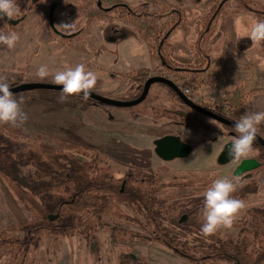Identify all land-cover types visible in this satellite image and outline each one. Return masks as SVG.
I'll return each instance as SVG.
<instances>
[{"label": "rangeland", "instance_id": "1", "mask_svg": "<svg viewBox=\"0 0 264 264\" xmlns=\"http://www.w3.org/2000/svg\"><path fill=\"white\" fill-rule=\"evenodd\" d=\"M112 1L127 0L102 2L104 6H108ZM128 1L135 3L138 0ZM163 1L175 6L173 0H159L160 3ZM204 1L201 5L193 2L188 13L190 18H183L179 28L165 43L163 48L165 56L170 60L186 62L184 63L186 66L188 63L198 62L199 59L206 62L203 56L213 58L211 69L206 74L198 75L197 81L190 87L197 101L223 113L231 112L241 106L245 107L246 104L249 111H264V103L254 102L252 96L246 93L245 85L248 82L242 79V75L246 78L257 75L258 71L252 69L253 65L261 68L264 76V50L253 49L250 53H238L243 44L247 42L252 44L246 33L250 30L251 23L260 19L254 18L251 12L237 11L236 3L232 2L230 8L224 9L219 18H213L212 23H209L211 18H200V16L216 4L210 1L212 5L208 6L206 3L208 0ZM221 1L223 0H217V3ZM96 4V0H31L30 10L24 21L18 25L8 23L0 28V32L5 34L16 32L20 36L14 49L0 47V78L14 80L20 77L23 83L40 82L36 76L40 65H47L54 73L69 66L84 64L88 70L97 75V84L93 92L123 100L129 89L127 81L132 77L129 71L149 69L152 75L155 72L159 73L160 71L152 69L157 65L155 54L159 40L162 38L161 34L172 26L174 18L157 19L154 29H147L141 22H138L137 26L135 23L134 28L143 25L142 41L132 39L121 46H112L103 39L102 32L108 26V14L100 12ZM52 5H56L54 10L56 28L61 23L75 22L71 34H67L76 35L70 43L51 28L49 15ZM237 15H243L244 18H236ZM98 16L101 20H98ZM58 30L66 34L64 30ZM147 41L148 43L145 44ZM104 50L106 52L102 53V56L98 55ZM225 52V59L221 61ZM150 53H153L151 57ZM129 54L139 58H131ZM228 54L231 55L228 58L232 59L233 56V61H227ZM116 60L118 62L114 64L113 61ZM237 63L247 64V67H244L245 70L237 71ZM118 71L126 75L120 81L117 80ZM173 77L178 83L192 82V77L185 73ZM157 92L166 106L177 104L166 89L154 86L152 93ZM223 93H234L235 97L230 100L223 97ZM14 96L18 101H23L21 108L28 119L20 128L27 133L41 134L95 148L103 157L105 165L114 171L117 178L124 177L135 168H142L157 174L165 182L189 184V188L185 190L166 189L165 191L173 195L170 200H177V197L184 192H192L194 197H201L215 179L234 178L232 170L238 161L228 167H222L216 162L223 140L205 143L194 150L189 157L172 162H164L155 154L153 141L160 136L178 132L192 140H210L214 135H207L210 132L204 129L189 130L174 125L162 126L154 123L150 116L134 119L133 112L138 110L136 106L134 108L85 106L72 97H69L67 102L61 103L59 95L46 94L38 97L36 93L30 92ZM262 96L264 97L260 94L261 100ZM145 108L139 107L140 110ZM208 123L217 130H224L217 121L209 119ZM258 128L263 131L264 123ZM203 131L206 134H203ZM255 181L259 183L258 193L243 200L245 208L236 221L248 209L264 206V169L255 176ZM103 222L110 226L115 223L112 217H105ZM17 225L18 222L6 203L0 184V234L7 232L11 237H22L23 234L15 229ZM122 227L131 233L142 230L137 225L128 227L123 224ZM218 232L224 237L236 238L239 228L233 225L231 229H220ZM131 255L136 258L133 259ZM23 262L25 264H190L161 245L116 241L106 229H100L97 238L92 241L79 234L67 238L50 235L38 249H30L25 255L21 249L0 251V264Z\"/></svg>", "mask_w": 264, "mask_h": 264}, {"label": "trees", "instance_id": "2", "mask_svg": "<svg viewBox=\"0 0 264 264\" xmlns=\"http://www.w3.org/2000/svg\"><path fill=\"white\" fill-rule=\"evenodd\" d=\"M15 3L20 9L15 19L24 21L31 0H15ZM5 24L8 23L0 19V28ZM63 39L68 43L72 40ZM149 77V72H138L123 100L139 98ZM7 81L11 87L23 83L20 77ZM154 86L166 89L178 99L168 86ZM154 86L146 100L136 106L138 110L133 112L134 119L150 116L154 123L162 126L178 122L191 130H212L205 115L185 116L166 106L158 92L152 93ZM190 87L184 85V91ZM30 93L60 95V91L53 90ZM72 98L85 106H102L92 98L87 102L79 96ZM142 106L146 108L140 110ZM206 108L220 114L217 109ZM246 111L249 110L241 106L225 117L234 121ZM258 134L264 138V130L259 129ZM256 148L260 149L264 160V148L254 141L253 149ZM137 173V184L133 179L135 174L117 178L95 148L41 134L33 135L20 127L0 125V184L6 203L18 222L15 229L23 234L16 238L7 232L1 233L0 251L21 249L25 255L30 249H38L50 235L67 238L79 234L92 241L100 229H106L116 241H143L144 238L148 243H159L190 264H264V206L248 209L234 223L240 229L237 239L224 237L218 231L204 238L200 234L204 221L203 198L191 207L194 211L188 221L180 224L181 214L186 211L181 209L183 205L169 203L157 196L158 188H153L159 182L157 177L150 176L146 182L140 177L141 172ZM258 188L257 181L251 182L238 188L233 196L243 201L258 193ZM146 189L150 190L151 196L145 195ZM51 215H57V219L51 221ZM105 217H112L114 225L104 224ZM123 224L140 226L149 231V236L125 231Z\"/></svg>", "mask_w": 264, "mask_h": 264}, {"label": "flooded vegetation", "instance_id": "3", "mask_svg": "<svg viewBox=\"0 0 264 264\" xmlns=\"http://www.w3.org/2000/svg\"><path fill=\"white\" fill-rule=\"evenodd\" d=\"M102 1L103 0H96V3H97L96 5H97V9L100 12H105L108 14V26L104 31H102L103 32V39L112 46H115V45L121 46V45L125 44L128 40H132V39H135V40L140 39V41H142V38H143L142 36L144 35L143 34L144 30L142 28V25H140V27L134 28L137 26L138 22L145 24L147 29L148 28L154 29L155 28V21L157 19L161 20L164 18H174V22H173L172 26L165 33L161 34L160 37H162V38H160V40H159L157 53L155 54L156 55L155 63L157 65L152 69H153V71H160V72L159 73L155 72V74L152 75L149 69L136 70L135 72L129 71L128 73H131L129 75H132V77L127 81L129 87L133 86V83H134L133 77L138 72H140V71L149 72V74H150L149 78H151L153 76H159V77H164V78L172 81L176 86H178L181 89V91L192 102H194L195 104L209 110L208 108H206V106H209V105L204 104L200 101H197L196 97L191 93L190 89H185V91H184V85L187 84V85L192 86L197 81L198 75L206 74L211 69V63H212L211 60L213 58L211 59L209 56H203L206 62H202L201 59H199L198 62L188 63L186 66L184 64L186 62L183 63L180 61H175L174 59L170 60L169 57L165 56V52L163 50L165 43L169 39H171V36L174 34V32H176V30L181 25L182 19L183 18H190L188 13L190 12V8H191L193 2L197 3V5H201L204 0H173L175 6L173 4L165 2V1L160 3L159 0H153L152 2L149 0H138V1H135V3L130 2L128 0L127 1H116V2L112 1L108 4V6H104ZM205 1H207V0H205ZM210 1L214 2L216 5L213 8L211 7L209 9V11H205L204 14H202L200 16V18H211L209 23H212L213 18H219L224 9L230 8L232 6V5L230 6V4L232 2L236 3L237 11L251 12V13H253L254 18H259L260 20H264V2H262V0H249V2H247V3H246V1H248V0H223L220 3H217V0H208L206 2L208 6L212 5V3ZM53 6H56V5L51 6L50 12H51ZM49 17H50V15H49ZM98 18H99L98 20H101L100 16H98ZM236 18H244V16L243 15L242 16L237 15ZM49 20H50V18H49ZM135 23H136V26H134ZM133 29H136V31H134ZM156 34H155V36H156ZM157 35H159V34H157ZM75 36L76 35H74L70 38H73ZM147 43H148V41L145 44H147ZM240 47H241V50H238L239 54H245V52L252 50V49H256V50L263 49L264 50V44H262L261 46H258V47L257 46L254 47L249 42H247L246 44H243V46H240ZM105 52H106V50L99 52L98 55L102 56V53H105ZM152 54L153 53H150L149 56L151 57ZM229 54L227 55V61L228 60L233 61L234 60L233 56H232V59L228 58ZM110 55H112V54H110ZM113 55L115 56L116 54H113ZM118 55L120 56L119 52H118ZM118 55H116V56H118ZM225 56H226V52H225L224 57L221 59V61H223L225 59ZM135 57L139 58V56H135ZM229 57H231V55ZM152 61L154 62L153 58H152ZM117 62H118V60L113 61L114 64H116ZM132 64L133 63H130V65H132ZM232 64L234 65L233 62H232ZM201 66H203V67H201ZM240 69H241L240 64L237 63L236 64V70L239 71ZM180 73H185L187 75H190L192 77V80H191L192 82L191 83H187V82L178 83L174 79L173 76L179 75ZM117 74H118V78H117L118 81H120V80H122V78L126 77L124 72L118 71ZM156 74H160V75H156ZM156 84H162V83H156ZM156 84H153L152 86H154ZM152 86H151V88H152ZM150 91H151V89H150ZM150 91H149V93H150ZM177 97H178V99H176L174 97V99L177 101V104H175L174 106L170 105V107H173L174 110L180 112L181 114H183L185 116L186 115H195V113L202 114V113L196 111L195 109H193L191 106L187 105L178 95H177ZM211 108H213V107H211ZM213 109H216V108H213ZM209 111H211V110H209ZM229 114H230V112L223 113L220 111L219 115H221V116L224 115L223 117H225V116L227 117ZM202 115H204V114H202ZM206 117H208V116H206ZM208 118L210 120L216 121L210 117H208ZM217 123L221 124V126L224 128V130L223 131L217 130L216 128H214L211 125L212 130L210 131V134H207V135L212 134L214 136L211 137L210 140H203V141L192 140V139H189V138L182 136L178 132H173V133H167V134L160 136L159 138H157L153 141V144L156 140L163 138L165 136H169V135L179 136V137H183V138H181L183 142H185L186 144H188L194 148L192 151V153H193L194 150H196L197 148H199L201 145H203L205 143H209V142L216 143V142H219L220 140H223L222 145H221L220 150H219V153H218L217 158H216V162L218 165H220L222 167H228V166L234 164L235 162H237V161H235V162L229 161V159L227 157V151H226V145H228L231 142L232 137H233V135H235V133L233 132L232 127L224 125L218 121H217ZM169 125H174L176 127L189 129V128L183 127L178 122L169 123ZM259 129L260 128H258V130ZM189 130H191V129H189ZM203 134H206V133L203 131ZM154 151H155V148H154ZM220 156H223L222 157L223 164L218 163ZM159 159L164 161V162H172V161H165L161 158H159ZM183 159H185V158H183ZM251 159L259 160L262 163V165L258 169H255L252 171H247L241 175L243 186L250 184L251 181H255V176L258 175L262 169H264V160H262V158H261V151H260V149L256 148L250 152L248 158H246V159L241 158V160L236 163V165L234 166V169L232 170L233 176L235 177L234 173H235L236 169L242 164L243 161L251 160ZM175 160H178V159H175ZM175 160H173V161H175ZM137 171L141 172L140 177L142 178L143 181L146 180V182L148 181L147 179H149L150 176L157 177L159 182L157 184L153 185V188H155V187L158 188V195L157 196L160 198L168 200L169 203L177 204L178 206L183 205L181 207V209H186V211L181 214V219L179 220V223L181 224L182 222L188 221L191 213H193V211H194V209L191 210V207L198 200L202 199L203 196L194 197L192 192H184L179 197H177V200H175V201L170 200L171 199L170 197L173 195L169 194L168 191H165L166 189H168V188H182L185 190L186 188H189V184H185L183 182H177V183L165 182L157 174H154V173L149 172L147 170H144L142 168H135V169L131 170L130 172L126 173L124 175V177L127 175H130V177H132L133 174H135L133 179H135V184H137L136 180L139 178ZM124 177H122V178H124ZM145 195L151 196L152 193L150 192V190L146 189ZM130 226L131 225H129L128 227H130ZM141 229L142 230L139 233H141L144 237H148L149 231L146 232L144 230V228H142V227H141ZM239 232H240V229H239ZM239 232H238V235H239ZM237 237L236 238L232 237V238L237 239ZM142 240L143 241H130V242H140V243L161 245L159 243H148L147 239H144V238H142ZM161 246H163V245H161ZM131 257L133 259L136 258L134 255H131Z\"/></svg>", "mask_w": 264, "mask_h": 264}, {"label": "clouds", "instance_id": "4", "mask_svg": "<svg viewBox=\"0 0 264 264\" xmlns=\"http://www.w3.org/2000/svg\"><path fill=\"white\" fill-rule=\"evenodd\" d=\"M19 11L15 0H0V19L7 17L9 20H13ZM74 27L75 22L57 25V28L64 30L66 34H71ZM246 37L250 38L254 47L264 44V20L252 22ZM19 39L20 36L16 32L7 34L0 32V47L8 50L14 49ZM36 76L40 82L62 86L59 95L61 103L67 102L72 96H79L84 102H87L97 84L96 73L88 70L84 64L69 66L62 70H56L54 73L47 65H40ZM50 76L51 80H48ZM22 102L15 98L11 91V84L6 79L0 78V125L19 128L26 123L28 117L21 108ZM262 123H264V111H246L239 119L234 120L232 130L235 135L226 145L229 161L235 162L240 161L241 158H248L258 135V127ZM241 187H243L241 176L237 175L233 179L221 177L215 179L203 192L202 214L204 221L200 229L201 236L208 238L215 235L220 229L233 227L237 217L245 208L244 202L233 196V193Z\"/></svg>", "mask_w": 264, "mask_h": 264}, {"label": "water", "instance_id": "5", "mask_svg": "<svg viewBox=\"0 0 264 264\" xmlns=\"http://www.w3.org/2000/svg\"><path fill=\"white\" fill-rule=\"evenodd\" d=\"M56 6L52 7V10L50 12V25L54 32L58 34L59 36L63 38H70L74 35H67L61 33L55 26L54 23V10ZM7 23L11 25H18L22 22V19H13L9 20L7 17H4V19ZM156 83H162L170 88H172L176 94L189 106H191L193 109L196 111L224 124L227 126H230L233 128L234 126V121H231L219 114H216L212 111H209L194 102H192L182 91L181 89L176 86L172 81L164 78V77H159V76H153L148 79V81L145 84L143 93L141 96L135 100H119V99H112L108 98L105 96H102L100 94H97L95 92H92L90 98L95 100L97 103L103 105V106H110V107H118V108H131L140 105L143 103L151 89V86ZM62 86H56L53 85L52 83H45V82H27V83H22L17 86L11 87V91L14 93V95L19 94V93H24V92H31V91H36V90H53V91H60ZM258 144H260L264 148V138H262L259 134L256 137L255 140ZM155 144V153L157 156L165 161H173L175 159H183L188 156L193 151V147L190 145L186 144L185 142L182 141L181 137L179 136H165L163 138H160L154 142ZM222 157L220 156L218 163L223 164L222 162ZM262 163L259 160L256 159H251V160H245L242 162V164L236 169L234 175L241 176L243 173L247 171H252L255 169H258ZM49 219L51 221H55L57 219V215H51L49 216Z\"/></svg>", "mask_w": 264, "mask_h": 264}, {"label": "crops", "instance_id": "6", "mask_svg": "<svg viewBox=\"0 0 264 264\" xmlns=\"http://www.w3.org/2000/svg\"><path fill=\"white\" fill-rule=\"evenodd\" d=\"M143 25H144V27H146L145 24H143ZM250 51L251 50L245 52V54L250 53ZM258 51H260V50H258ZM128 56L131 58L132 57L135 58V56H133L132 54H129ZM258 60H259V58H258ZM246 65L245 64L240 65V68H241L240 70L241 71L245 70L244 67H247ZM252 69H255L258 71L257 75L252 76V78L251 77L246 78V77H244V75H242V77H243L242 79L245 80L246 82H248L245 85V87L247 89L246 93L250 94L252 96L254 102H258V103L263 102L264 103V97L262 96V100L260 98V94L264 95V76H262L263 72H262L261 68H259V67L256 68V66H254V65L252 66ZM249 71H251V70L249 69ZM36 95H38V97H41L39 94H36ZM222 95H223V97H226L227 99H230V100H232L235 97L234 93H223ZM244 106L247 108V104Z\"/></svg>", "mask_w": 264, "mask_h": 264}]
</instances>
